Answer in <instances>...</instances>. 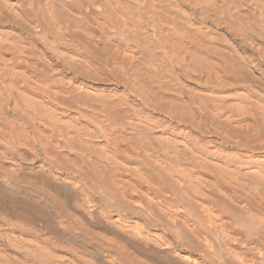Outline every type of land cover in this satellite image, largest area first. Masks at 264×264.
Segmentation results:
<instances>
[{
  "label": "bare ground",
  "instance_id": "1",
  "mask_svg": "<svg viewBox=\"0 0 264 264\" xmlns=\"http://www.w3.org/2000/svg\"><path fill=\"white\" fill-rule=\"evenodd\" d=\"M0 264H264V0H0Z\"/></svg>",
  "mask_w": 264,
  "mask_h": 264
}]
</instances>
